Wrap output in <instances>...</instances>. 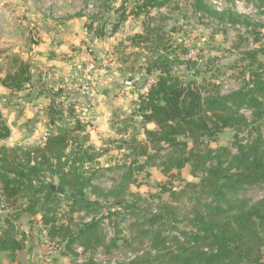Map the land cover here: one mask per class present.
<instances>
[{"label": "trees", "instance_id": "1", "mask_svg": "<svg viewBox=\"0 0 264 264\" xmlns=\"http://www.w3.org/2000/svg\"><path fill=\"white\" fill-rule=\"evenodd\" d=\"M108 1L111 0L101 2L99 15L91 16L86 24L88 31L100 37L105 36L106 20L102 16L109 11L105 5ZM128 1L121 0L115 8L117 20L112 25V34L128 17L142 16L143 29L127 38L130 51L125 52L124 47L121 63L132 56L141 58V81L149 75L155 81L146 93L140 92L141 85L136 93L132 115L140 116L143 139L132 136L130 141L123 142L132 144L127 146L129 155L141 157V162L132 161L137 170L156 166L163 174L177 178L181 169L189 166V173L196 180L184 182L178 191L172 186L160 187L173 198L190 195L188 226H177V213L167 204L158 212L151 210L150 224L145 230L150 237L149 248L129 260L104 264H264V198L251 202L238 196L245 186L264 184V135L259 130L251 140H236L235 153L230 148L210 146L225 128L240 131L249 123L254 126L264 120V72L257 50L246 49L239 58L247 63L244 86L221 92L220 84L211 75L205 78L201 74V64L185 59L188 51L185 40L170 41L163 24L165 17L157 19L152 14L153 10L177 5V0H132L127 5ZM183 1L200 17L249 23L246 15L230 9L218 10L208 0ZM256 1L264 5V0ZM94 21L99 22L96 28H92ZM207 63L203 65L209 68L211 63ZM7 68L0 78V85L5 88L20 91L31 82L30 64L18 55L12 56ZM129 70L128 79L132 80L133 65ZM66 93L60 86L58 92L48 94L49 131L41 143L25 146L0 143V188L8 209L5 216H0L5 224L0 234V251L12 256L21 246L13 222L18 212L40 213L49 236L61 243L59 253L69 257L72 264H103L93 256L81 259L76 246L84 251L93 252L98 247L104 250L106 235L100 228L101 221L106 218L113 224V215L132 207L123 200V195L134 181V170H127L108 191L113 202L105 207L106 214L87 218L103 208L89 196L100 190L93 179L103 170L94 166L101 152L89 144L86 133L89 120L80 119L73 107L63 108L60 104ZM56 99L59 101L55 102ZM242 109L250 110V120ZM149 123L154 127L147 128ZM111 127L118 134L125 132L115 128L113 119ZM9 134L10 128L0 113V141ZM59 200L67 202L68 208L61 214L56 213L53 205ZM80 213L86 215L79 216L77 221L75 215ZM111 238L106 248L116 246L117 238Z\"/></svg>", "mask_w": 264, "mask_h": 264}, {"label": "rangeland", "instance_id": "2", "mask_svg": "<svg viewBox=\"0 0 264 264\" xmlns=\"http://www.w3.org/2000/svg\"><path fill=\"white\" fill-rule=\"evenodd\" d=\"M86 1L88 0H77L79 9L81 10L80 12L84 11L87 18H89V16H96L97 14L99 15L98 12L101 10V2H103V0H89L93 5L92 8L85 6ZM208 1L213 4L211 0ZM120 2L121 0L105 2V5H108L109 11L106 14L103 13L102 16V19L106 20V25L104 26L108 28L107 32L104 31L105 38H103V42L111 43L113 40L114 46L117 47L120 52H123L126 44L122 43V41L133 34L134 31L140 29L141 17L135 20L129 18L126 22L121 23L118 30L114 33H117L116 36H114L110 28H112V25L116 22L117 16L112 11ZM131 2L132 0H129L127 5ZM176 2L177 5L153 10L152 14H154L157 19L159 17H165L163 24L166 25L165 31L168 32L167 35L170 41L179 42L180 40H185L188 45L185 59L190 58L196 61L197 64H201V74H204L205 78H209L211 75L213 81L220 84L221 92L227 93L244 86L247 77L243 74L246 72L245 67L247 63L242 62L239 58L246 49L257 50V58L262 64V72H264V5L260 6L259 2L256 0H217L214 3L220 10L230 9L233 10V12L246 15L249 23L245 24L244 22L232 23L229 18L220 21L219 19H212L205 16L200 17L198 14L191 11L189 5H187L185 1L177 0ZM98 24L99 22L94 23L95 26ZM171 27L175 28V31L169 30ZM109 37L112 38L111 41L106 39ZM199 53L202 54V56L205 55V57L201 58ZM140 61L141 58L135 59V56H132V58L127 61L125 68L129 69L133 65L135 74L132 80H129L127 76L122 78V91H115V93H112L110 88L105 87L109 84L107 82L106 85L99 83L97 86V81L100 80L99 78L101 77H99L95 71L93 73L95 78L93 82L90 83V90L96 86L98 87L97 96L104 93L110 97L111 102L113 100L115 103L111 105L110 102L108 106L102 105L105 108L101 109L100 115H107L108 119L106 122L99 125L98 129L92 128L91 125L86 126V133H88L89 136L90 128L94 130L93 137H89V144L101 152L94 166H101V169H103L93 179V183L100 189L98 191L99 193L95 195L89 194L93 200H97L102 204L103 208L96 212L98 214L90 213L87 218L94 215L95 217H100L106 214L107 209L105 207L110 206L113 202V198L108 195V191L114 185H117L122 175L131 168L134 170V181L129 184L127 192L123 195V200L131 204L132 207L119 211V215H113L111 218L113 224L108 221V226L104 227L100 225L102 232L106 235L104 250L98 247L93 252L84 251L82 247L76 246V250L81 259L93 256L97 262L104 264L112 260L124 261L129 258V256L142 254L150 246V237L146 235L145 230L150 224L149 215L151 210L158 212L165 204L173 207L176 211L178 227L188 226V212L192 204L189 200L190 195L185 194V197L173 198L169 196L168 192H162L160 187L172 186L173 190L178 191L184 182L195 181L196 179L189 173V166L182 168L177 178L163 174L156 166H149L145 167V169L137 170V164H133L132 161L137 159L139 160L138 162H141V157L129 155L127 146L132 144L123 142L128 139V141H130V137L132 136H135L137 140L143 139L138 123L140 118L132 115L135 109L136 99L133 95L137 93L139 86L144 83L139 76V68H142L139 63ZM206 62H208L207 64L211 63L209 68H207L208 66L204 67L203 64ZM204 70L206 71L203 72ZM141 72L144 71L141 70ZM76 80L79 82L78 79ZM94 93L85 95L81 93L83 96L80 94L78 100L72 98L68 99V93H66L67 100L61 105L63 108L73 107L75 113L79 114V116L86 117L88 114L87 108L90 104H93L92 106L94 108V103L99 105L98 100L94 98ZM28 97L29 95L25 92L16 93L15 95L9 94L7 96L0 91L1 116L3 120L14 129L18 123V126L22 125L24 129L26 128L27 130L34 128V126L27 121L25 122V118L22 117L24 113L23 108H20L19 104L17 105L18 108H15L16 110L11 109L10 111V108L8 109L6 106L7 100L8 102H12V100L15 99L13 102L17 104V102L19 103L18 100L22 101L24 98L30 99ZM93 111L95 112L97 110H91L89 113ZM244 114L249 120L251 119V114L245 112ZM15 115L19 118L15 119V121H18L13 125V116ZM109 118L113 119V125L116 129L122 128L125 132L117 134L109 129ZM259 130L264 135L263 119L259 124H255L254 126L249 123L247 127L242 128L240 131H236V129L233 128H225L220 131L215 140L210 143V146L213 148H230L231 152L235 153L236 140H251ZM25 141L30 142L29 144H33L42 142L43 140L39 136V138L35 137ZM157 194H159V196H157ZM238 196L244 197L251 202L258 201L264 198V184L245 186L244 189L238 193ZM20 203L22 204L24 201L20 200ZM53 205L56 207V213L58 212V214L68 210L67 202L64 200H59ZM85 215V213L76 214V220L80 221L78 217ZM167 232L166 229L165 234ZM111 237L117 238L116 246L106 248Z\"/></svg>", "mask_w": 264, "mask_h": 264}, {"label": "crops", "instance_id": "3", "mask_svg": "<svg viewBox=\"0 0 264 264\" xmlns=\"http://www.w3.org/2000/svg\"><path fill=\"white\" fill-rule=\"evenodd\" d=\"M50 2L55 3L47 13L46 7ZM80 11L77 0H0V78L4 77L8 71V63L13 55H18L22 60L28 61L32 73V80L25 85L24 89L11 91L0 85V91L7 96L21 92L29 95L30 99L18 100L17 104L13 102L15 99L12 102L7 100L6 106L11 111V109L18 108L19 104V107L23 108L22 117L25 118V122L34 126L27 130L22 125L18 126L17 122L18 125L14 129L6 123L10 128V134L5 140L0 141L1 144L25 146L30 143L25 140L39 138V136L47 134L49 128L46 126V107L51 102L48 94L53 93L51 89L54 86H63L64 88L70 81L81 80L84 67L89 60L95 63V72L101 77L97 81V86L99 83L106 85L107 82L109 84L105 87L110 88L112 93L122 91V78L128 77L130 74V70L125 68L127 62L121 63L122 52L114 46L112 38H106L111 43L103 42L105 36L100 37L92 31H88L86 24L90 23V16L87 18L84 11ZM112 12L117 16L115 8ZM106 13L108 11L104 14ZM140 17V29L134 31L133 34L140 33L143 29V17ZM129 18L139 19L128 17L127 20ZM94 23L96 22L91 23L92 28L97 27ZM127 38L122 43L128 45ZM128 50L130 48L125 46V51ZM108 51L114 52L115 59L104 64V58ZM133 72L135 73V68H133ZM97 86L90 91L83 92L85 95L95 91L94 98L99 102V105L94 103L95 108L92 106L93 104H90L87 108L88 114L84 117L85 120H89V125L96 129L108 119L107 115H100L101 109L105 108L102 105L108 106L111 102L110 97L104 93L97 96ZM133 96L136 97V94ZM67 98L62 99L60 104H64ZM57 101L58 99L55 102ZM114 103L112 100L111 105ZM91 110L97 111L89 113ZM17 118L19 117L13 116V125L18 121H15ZM111 120L112 118H109V129L116 132L111 127ZM153 127V123L147 124V128ZM89 134V137L92 138L94 130L90 128ZM7 211L8 209L5 214ZM17 214L18 218L13 219V222L17 229L16 239L21 243V246L13 252L12 256L7 251H0V264H45L43 238L38 228V225L42 224L41 214L29 215L24 211ZM4 227L5 224L0 218V234ZM52 264H71V261L69 257L58 254L53 258Z\"/></svg>", "mask_w": 264, "mask_h": 264}, {"label": "built area", "instance_id": "4", "mask_svg": "<svg viewBox=\"0 0 264 264\" xmlns=\"http://www.w3.org/2000/svg\"><path fill=\"white\" fill-rule=\"evenodd\" d=\"M212 1V5L215 6V2L217 0H211ZM55 2H50L48 3L46 10L47 13L50 12V7H52V5ZM86 7L88 8H92L93 5L90 1L87 2ZM216 7V6H215ZM216 9L220 10V8L216 7ZM51 14V13H50ZM53 15V13H52ZM121 25V24H120ZM106 26L104 27V31L107 32ZM112 30V28H110V31ZM0 32H1V28H0ZM110 33V32H109ZM115 59V55L113 51H108L105 55L104 58V64H107L110 60H114ZM95 71V63L92 60H89L85 67H84V73H83V78L81 80H79V82L77 81H70L66 86H65V90L66 92L70 95L69 98L72 99H79L80 94L83 92H87V90H90V83L93 82L94 76L93 73ZM154 76L153 75H149L148 77L145 76V80L144 83L141 85L140 87V92L141 93H146L148 91V89L151 87V85L154 83ZM60 86H54L52 87V92H58ZM242 112L248 113L250 114V110L248 109H242ZM138 118H140V116H138ZM80 119H85L84 117L80 116ZM46 137V134H43L41 136V139L44 140ZM6 213V208L4 206V202H3V198L1 196V188H0V215H4ZM91 218V217H90ZM89 218V219H90ZM101 225L106 227L109 225L108 220L102 219L101 221ZM38 228L40 230V233L42 235L43 238V245H44V262L45 264H52L53 258L55 256H57L58 254H60V250H61V243L59 242L58 239H54L51 238L49 236L48 233V228L46 226H44L43 224H39ZM80 249V248H78ZM133 256H129V258L125 259V260H129L131 259ZM112 261H116V260H112Z\"/></svg>", "mask_w": 264, "mask_h": 264}, {"label": "water", "instance_id": "5", "mask_svg": "<svg viewBox=\"0 0 264 264\" xmlns=\"http://www.w3.org/2000/svg\"><path fill=\"white\" fill-rule=\"evenodd\" d=\"M54 188V186H52Z\"/></svg>", "mask_w": 264, "mask_h": 264}]
</instances>
